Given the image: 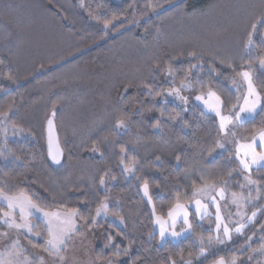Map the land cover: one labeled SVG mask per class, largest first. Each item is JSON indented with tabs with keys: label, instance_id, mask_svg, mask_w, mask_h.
Returning a JSON list of instances; mask_svg holds the SVG:
<instances>
[{
	"label": "trees",
	"instance_id": "obj_1",
	"mask_svg": "<svg viewBox=\"0 0 264 264\" xmlns=\"http://www.w3.org/2000/svg\"><path fill=\"white\" fill-rule=\"evenodd\" d=\"M81 10L74 0H0V188L24 191L42 208L76 209L88 226L107 198L111 220L97 224L114 240L117 264L244 257L243 237L205 244L199 256V237L210 232L189 208L192 231L175 243L159 241L153 216L164 218L178 198L188 206L202 182L239 179L226 151L216 153V118L194 96L211 90L230 111L240 73L250 71L264 103V25L245 47L264 0H84ZM50 37L54 50L39 42ZM169 89L187 103L169 100ZM261 127L259 110L240 124L245 134Z\"/></svg>",
	"mask_w": 264,
	"mask_h": 264
},
{
	"label": "snow or ice",
	"instance_id": "obj_2",
	"mask_svg": "<svg viewBox=\"0 0 264 264\" xmlns=\"http://www.w3.org/2000/svg\"><path fill=\"white\" fill-rule=\"evenodd\" d=\"M258 24L264 25V17H260L257 22H254L251 25V31L248 34V40L245 44L246 48H250L253 45V38L257 30ZM107 26V25H106ZM190 56H195V53H189ZM261 67H264V59H260L259 61ZM249 68L251 65H248ZM171 71V69H169ZM242 79L247 83V94L242 97L243 104L242 105H233L232 109H230V115L225 116L221 114V107L224 104V101L221 99L219 95L215 92L209 90L207 92V98L205 95L196 96L197 101H203L204 105L208 110L214 112L219 117V132L223 133L224 137H228L229 135L233 138V143L235 144V158L238 161V165L242 172L251 173L254 167L261 168L264 167V127H261L259 130L254 131L251 134L250 139L244 138L247 142L240 143L237 139L236 129L240 124H243L245 120H251L255 118V115L259 111H264V103H262V98L260 92L257 91L253 84V77L250 71H242L240 73ZM182 87H190L188 84H182ZM169 95H175L184 103H187V97L180 95V89H174ZM159 95V93H157ZM239 107V111H235V109ZM7 115V114H5ZM179 115V113H177ZM175 117H173L174 119ZM233 119L237 123H233ZM49 126L51 128L52 121H48ZM125 121L123 119L117 121V126H124ZM217 146L221 149L224 148V144L219 140L216 141ZM52 147V138L51 135L49 137V154L52 155L51 151ZM259 148V151L257 150ZM98 151V149H96ZM123 152L124 149H121ZM53 160L56 163H59V148L57 147V154L52 155ZM123 164V160L121 161ZM135 166V161L131 162L129 165L124 166V171L132 172ZM245 180L248 181L249 184H257L258 182L252 180L250 175L245 176ZM105 180L103 177L100 179V184L103 185ZM215 182L204 183L202 186L194 188L193 196L197 194L206 196L209 198L210 202L216 203V197L211 195V192L216 191ZM143 191L145 196H148L149 186L145 181L143 185ZM219 196L221 199L224 198L225 190L224 188H220L218 190ZM232 203L237 205L238 211L236 215H238L241 220L244 219L245 213L239 211L241 207L239 201L243 199L242 197H238L236 193H232ZM105 201H102L100 205L96 208V215L99 216L102 213L107 214L108 204ZM151 201V197L149 196V202ZM0 202H4L7 205V211H3L0 214V220H3L5 224L9 228L15 229H26L28 233H32V229L34 225L31 223L30 217L36 214H43V217L46 218V228L48 232V239L45 240L46 247L44 250L49 252L53 256H58L61 260L64 259L63 256L60 255L61 251L64 247H66L68 240L71 239L72 234L77 231V223L75 217L79 214L76 209L69 210L66 213L60 212H46L42 208L39 207L38 204L33 202L30 195L26 192L21 191L15 195H9L2 188H0ZM189 206H192L191 204ZM17 210L19 214V221L17 222ZM154 211V210H153ZM194 211L195 214L199 215L201 213H208V204L202 203L200 199H196L194 201ZM259 211V210H258ZM168 219H163L160 216L156 217V223L159 225V234L161 239L163 240L166 235H171L172 237H178L182 232H191L192 224L189 221V212L187 207L184 204L178 202L173 206V208L168 211ZM257 212H252L251 216L247 217V221L251 223L254 221ZM222 216L220 214V206L216 204V235H209L207 240L203 236H200L201 247L198 255L204 256L207 254V251L203 245L207 243L210 247L215 242L217 244H224L227 241L232 239L233 231L236 234H242L244 228L246 227L245 223H241L239 221H235V227L230 228L228 223H222ZM177 220H182L184 225H187L186 229H181V232L175 231ZM122 222V221H121ZM92 223H95V218L93 217ZM169 228L172 230L169 232ZM0 235L6 236L7 233H0ZM36 237L40 236V233H35ZM251 240V237H248ZM127 251V249L125 250ZM260 251L264 253V245L261 246ZM9 256L16 255L19 256L20 252L18 249V241L12 243V248L8 252ZM42 259V258H41ZM0 264H11L10 261H6L3 259V254H0ZM175 264V262H173ZM186 264H192V260H188ZM216 264H226L225 260L221 257ZM231 264H235V259L233 258Z\"/></svg>",
	"mask_w": 264,
	"mask_h": 264
},
{
	"label": "rangeland",
	"instance_id": "obj_3",
	"mask_svg": "<svg viewBox=\"0 0 264 264\" xmlns=\"http://www.w3.org/2000/svg\"><path fill=\"white\" fill-rule=\"evenodd\" d=\"M77 3V8L79 10L84 8V0H74ZM82 11V10H81ZM45 35H43L44 37ZM51 38V37H50ZM51 41L44 38L41 39L39 42L41 44H52L51 49L54 50L56 48V41L51 38ZM259 67H261L259 63ZM241 77V76H240ZM237 88L239 89V97L237 105L243 104L242 97L247 94V83L242 79L238 82ZM172 90H165L164 95L170 100L173 99L176 103L185 105L183 101H181L175 95H169ZM208 92V91H207ZM207 92L198 94V95H205L207 98ZM181 96L186 97L185 95ZM194 96V101L204 110L206 113L214 115L217 120V128L219 130V117L212 111L208 110L207 107L204 105L203 101H197L196 96ZM236 111H239V107L236 108ZM221 114L228 116L230 115V111L223 112L221 107ZM233 123H237L235 119H233ZM0 124L3 126L4 121L0 120ZM123 128V126H120ZM257 131V130H254ZM253 131V132H254ZM237 132V139L240 143L247 142L244 138L251 137V134H245L242 128L239 127L236 129ZM220 133V132H219ZM221 143L225 146L223 149L217 147L216 153H221L226 151L229 158L235 162V165H232L234 169L231 172L233 175L238 174L239 179L232 180L231 184H226L227 181H222L216 184V191L211 192L212 196L216 197V203L210 202L209 198L200 194L194 196L193 200L200 199L202 203L208 204V213L205 217H203L202 221L203 227H211L210 225L214 220H216V204L220 206V214L222 216V223H228L230 225L234 224L233 222L239 221L241 223H245L246 227L243 230L242 234H236L233 231L232 240L227 241L224 244H217L213 243L210 248H218L224 247L228 244L234 243L240 237H243V243H241L240 248H251L249 251L246 252V255L242 258L239 257H232L229 260H225L228 264H231L233 258L235 259V264H264V253L260 251L261 246L264 245V204H260L261 200L264 201V170L263 172H253L247 173L242 172L238 165V161L235 158V144L233 143V138L229 135L228 137H224L223 133H220V137L218 139ZM259 151V148L257 149ZM237 168V169H236ZM256 169L253 168L252 170ZM250 175L252 180L257 181V184H249L247 180H245V176ZM205 182L200 183V185L196 186L200 187ZM227 186L237 187L236 190L233 191L228 190ZM220 188H224L225 195L224 198L221 199L218 193ZM54 190V188H52ZM6 192V191H5ZM8 193V192H6ZM232 193H236L238 197H242L239 201L241 207L239 211L244 212L245 216L244 219L236 215L238 208L236 204L232 203ZM9 195H12L8 193ZM42 195V194H41ZM44 200L46 199L41 196ZM52 203H55V200H51ZM0 204L4 207L3 210L0 212L2 214L3 211H7V205L4 202H0ZM40 207V206H39ZM42 208V207H40ZM46 212H60L66 213L68 210L62 209L60 207L53 206L51 208H42ZM259 210V211H258ZM256 211L257 215L251 223L247 221V217L252 215V212ZM211 215V216H209ZM204 216V215H203ZM263 216V217H261ZM197 217V216H196ZM17 222L19 221V214L17 210ZM100 218H107L109 220L110 217L106 214H101L99 216L95 215V223L91 226L87 225L88 221H83V223H77V231L72 234L70 240H68L66 247L63 248L60 255L64 257L61 260L58 256H53L49 252H46L44 248L45 240L48 239V232L46 228V218L43 217V214H36L30 217L31 223L34 225L32 229V233H28L26 229H15L9 228L7 224L0 220V233H7L6 236L0 235V254H3V259L6 261H10L11 264H117L116 260L114 259L113 253H111L112 248H114V240L109 237V233L103 232L102 228L98 227L97 221ZM198 218V217H197ZM260 220V221H259ZM90 221V220H89ZM217 222V221H216ZM232 228V227H231ZM181 229H185L182 227ZM39 232L40 236L36 237L35 233ZM210 232V231H209ZM191 233V232H190ZM189 233V234H190ZM188 234V235H189ZM209 235L215 236L214 233H208L205 237V241ZM251 237V240L248 239ZM18 241V249L20 252L19 256L12 255L9 256L8 252L12 248V243ZM207 245V243H205ZM204 244V245H205ZM209 247V246H208ZM96 252H98L101 257L97 259ZM42 258V259H41ZM218 259V258H217ZM216 260V259H215Z\"/></svg>",
	"mask_w": 264,
	"mask_h": 264
},
{
	"label": "crops",
	"instance_id": "obj_4",
	"mask_svg": "<svg viewBox=\"0 0 264 264\" xmlns=\"http://www.w3.org/2000/svg\"><path fill=\"white\" fill-rule=\"evenodd\" d=\"M237 160V159H236ZM255 168V167H254ZM194 201H195V199L193 200V201H191V205L192 206H186L187 207V210H188V208L189 209H191L192 211H193V213L195 214V211H194ZM173 208V207H172ZM168 214V213H167ZM198 218V220L200 221V220H203V217H205L206 215L205 214H203V213H201V214H199V215H197V214H195ZM204 215V216H203ZM209 216H211V215H209ZM156 215L155 216H153V224H154V228H155V232L157 233V235H158V237H159V241L162 243V242H171V243H175V242H177V241H179L180 239H182L183 237H185V236H187L190 232H182L181 233V235L180 236H178V237H172L170 234L169 235H166V237L162 240L161 239V237H160V234H159V225L156 223ZM163 219H168V215H166ZM214 223V224H213ZM213 224V226H211V227H209V231L211 232V233H214L215 235H216V224H217V222H216V220H214L210 225H212ZM182 227H184L185 229L187 228V225H184L183 224V222H182V220H177V223H176V227H175V231H177V232H181V228ZM229 227L231 228H234L235 227V225L234 224H231L230 223V225H229ZM172 229L171 228H169V232L171 231ZM233 235V234H232ZM232 240V239H231ZM220 258H218V259H216V260H214V261H212L210 264H216V262L219 260ZM226 262V264H228V262L227 261H225Z\"/></svg>",
	"mask_w": 264,
	"mask_h": 264
}]
</instances>
